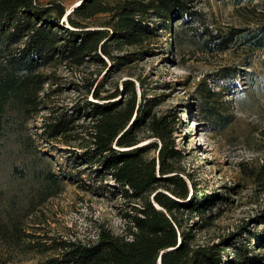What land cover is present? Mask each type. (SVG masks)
I'll return each mask as SVG.
<instances>
[{
    "label": "rangeland",
    "instance_id": "374dc122",
    "mask_svg": "<svg viewBox=\"0 0 264 264\" xmlns=\"http://www.w3.org/2000/svg\"><path fill=\"white\" fill-rule=\"evenodd\" d=\"M54 1L63 5V18L80 2ZM188 3L191 16L172 21L178 30L173 50L167 47L170 35L161 18L147 13L144 20L149 31L139 43L120 49L112 46L111 56L98 50L105 64L90 60L77 67L57 63L41 68L46 82L40 109L27 121L26 131L40 157L39 169H49L59 182L51 195H42V182L28 168L32 157L24 156L12 137L2 141L0 218L10 216L18 235L10 243L0 239V264H39L60 256L68 242L92 243L101 228L116 235L123 232L128 214L140 201L126 197L112 178L100 177L94 165L76 157L82 150L76 137L87 142L85 127L77 126H88L91 119L76 120L66 139H48L41 132L51 114L70 112L85 99L95 100L92 92L97 87L101 95L116 88L117 98L129 95L124 81L134 86L136 107L146 98L161 95L153 112L174 113V137L183 154L180 175L189 184L188 195L196 184L205 189V196L216 197L203 215L178 214L185 229L193 233L191 245L219 244L225 264H264V51L244 46L208 51L202 45L205 35H200L205 30L223 33L229 27L264 23V0L241 5L227 0ZM106 16L95 15L89 26L98 27ZM121 55L126 56L121 59ZM227 68L236 74L222 77ZM140 136L139 144L154 140L146 124ZM17 163H22L25 176L12 174Z\"/></svg>",
    "mask_w": 264,
    "mask_h": 264
},
{
    "label": "trees",
    "instance_id": "16d2710c",
    "mask_svg": "<svg viewBox=\"0 0 264 264\" xmlns=\"http://www.w3.org/2000/svg\"><path fill=\"white\" fill-rule=\"evenodd\" d=\"M227 1L241 5L255 0ZM188 7V0H80L63 21L65 9L58 1L0 0V144L12 137L24 156L32 157L28 168L42 182V195L56 191L59 179L49 169H39L40 157L26 131L27 121L40 109V92L46 82L41 68L57 63L77 67L90 60L105 64L100 52L111 56L112 46L120 49L146 36L147 13L161 18L170 35L167 47L173 50L178 30L172 21L191 16L193 11ZM99 13L107 16L98 27L89 26ZM203 34L202 45L208 51H225L233 46L264 51V23L229 27L223 33L200 31ZM235 72L227 68L221 76H234ZM90 86L91 82L87 90ZM124 87L129 95L120 98L118 88L101 95L97 87L92 92L95 100L79 101L70 112L48 116L41 134L48 139H66L76 120L90 118L88 126H77L85 127L87 142L76 137V145L82 149L76 157L90 167L94 165L100 177L112 178L126 197L139 199L140 204L133 206L121 234L101 228L92 243L68 242L62 245L60 256L39 264H159L158 257L160 264H225L219 244L191 245L193 233L185 229L178 215L183 211L203 215L216 197L205 196V189L194 183L188 195L189 184L180 175L183 154L174 137V113L153 112L161 95L146 98L136 107L132 82L124 81ZM207 91L213 95V91ZM145 124L154 140L139 144ZM12 174L26 175L22 163L12 167ZM261 220L264 222V215ZM17 229L10 216L0 218V239L10 243L18 235Z\"/></svg>",
    "mask_w": 264,
    "mask_h": 264
},
{
    "label": "water",
    "instance_id": "95a60500",
    "mask_svg": "<svg viewBox=\"0 0 264 264\" xmlns=\"http://www.w3.org/2000/svg\"><path fill=\"white\" fill-rule=\"evenodd\" d=\"M67 13H69V12H67ZM67 13H66L65 16H64L65 18H67V17H66ZM65 18H63V19H65ZM157 261H158V263L160 264V258H159V257H158V260H157Z\"/></svg>",
    "mask_w": 264,
    "mask_h": 264
}]
</instances>
